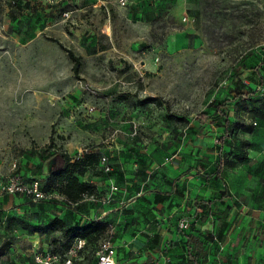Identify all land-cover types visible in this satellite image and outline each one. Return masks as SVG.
<instances>
[{"label":"rangeland","instance_id":"374dc122","mask_svg":"<svg viewBox=\"0 0 264 264\" xmlns=\"http://www.w3.org/2000/svg\"><path fill=\"white\" fill-rule=\"evenodd\" d=\"M66 50L81 58L79 75ZM263 61L264 0H0V264H35V252L66 248L71 235L51 226L58 219L101 221L119 264H144L128 240L153 210L178 207V198L165 205L178 174L168 171L196 165L194 148L225 156L221 187L236 206H263L264 72L255 70ZM238 88L255 93L231 107L235 148L221 147L224 128L208 121L200 130V118ZM149 96L159 103L142 105ZM50 143L74 159L109 158L110 173L98 164L81 178L94 191L79 207L47 182L56 160L31 153ZM140 164L148 168L135 182ZM13 182H37L43 198L11 193ZM129 210L141 220L124 228ZM237 233L255 241L250 229Z\"/></svg>","mask_w":264,"mask_h":264},{"label":"trees","instance_id":"16d2710c","mask_svg":"<svg viewBox=\"0 0 264 264\" xmlns=\"http://www.w3.org/2000/svg\"><path fill=\"white\" fill-rule=\"evenodd\" d=\"M66 51L68 52L69 58L73 62V72L76 75H79L81 68V58L77 56L72 50ZM91 53H95V51ZM255 70L264 72V61L263 64L258 66V68H256ZM238 77L239 74L238 72H236L233 76V79H236ZM254 93L255 90L253 89L249 91H243L239 88L236 89L232 97L222 99L217 103V108L212 115L205 114L204 116H201L199 129L202 130L205 123L208 121L217 127H223L225 131L222 136L215 138V140H217V142L215 143H220L221 147H233L234 149L235 147L232 139L233 124L230 120V115L232 114L231 107L238 105L241 100L247 97H251ZM148 103L157 104L159 103V99L157 97L149 96L141 100L142 105ZM194 150V152L199 153L200 156L196 160V165L190 168V172L193 171V173L199 176L204 182L215 180L224 184L226 177L225 169L227 165L225 156L222 154V156L220 155V157L212 160L207 156V154L205 153L206 150H204L203 147L194 148ZM209 151H211L212 153L215 152L212 148ZM31 153L34 159L38 160L41 163L45 162L50 157H53L54 161L56 160L57 165L47 174V182L51 185H55L58 188L59 192L66 198L67 203L71 206L76 205L77 207H79L81 202L87 196L93 194L94 189L92 188V186L87 182H83L81 178H84L86 176L90 167L96 166L98 164L102 166L101 155H98L96 152H86L82 158L74 159L72 156H70V154L56 149L55 145H53L52 143L39 150L33 149ZM246 158V156H239L238 159L239 161H243ZM200 166L204 170H201L199 168ZM147 168V164H140L138 166L134 176L135 182L142 178ZM174 187L176 191L175 193H183L184 189L180 187V185L178 186L175 184ZM228 197H231V194L230 191L226 188L225 190L220 191L219 194L211 196L208 200L195 202L194 215H192V217L193 219L197 218L196 221H199V223L194 221L191 223V221L187 220L189 223L188 228H179V231L182 232L186 238L185 246L187 252L186 258L178 261L177 264H204L206 262L208 254L206 249L207 243L210 240H213L214 237H216L219 242H221V239L217 233L209 234L207 232H202L201 229L196 230V224L199 226V228H201L208 216L216 217V219L225 221L228 217L229 210L228 208L221 210L219 202ZM51 226L54 229H59L64 236L71 235L70 243L66 248H51L52 251H66L72 246L75 239L82 238L86 240V257L91 261L94 259V255L98 248L99 242L103 239L104 235L107 232V226L101 221L96 220L86 223L76 222L72 226L68 227L63 220L58 219L52 221ZM92 243H96V247L95 249H92V252H90L89 247ZM167 257L170 259L169 263L164 264H174L172 257H170V255H167Z\"/></svg>","mask_w":264,"mask_h":264},{"label":"crops","instance_id":"0c3cea01","mask_svg":"<svg viewBox=\"0 0 264 264\" xmlns=\"http://www.w3.org/2000/svg\"><path fill=\"white\" fill-rule=\"evenodd\" d=\"M196 163V161H195ZM194 166V160L191 163L179 161L178 165H173L169 169L171 175H176L177 178L173 184L171 194H168V199L165 202L166 206L171 203L174 198H178V207L175 210L168 209L165 211L156 212L148 222V225L134 234L132 239L128 240L130 245L135 242L134 247L143 249L145 257L144 264H164L162 255L167 254L172 257L176 264L186 258V238L182 232L179 231V224L183 220H189L191 223L197 222L194 215V204L201 200H208L211 196L219 194L220 191L225 190L221 187L222 182L209 180L204 182L199 176L195 175L190 168ZM204 170V169H203ZM175 184L180 185L184 189L183 193L176 195ZM235 196L228 197L219 202L221 210L228 208L229 213L225 221L216 219V217L208 216L201 228L196 224L195 229H201L202 232L209 234L217 233L221 238V243L216 240H210L207 245V260L204 264H264V205L260 208H253L247 211L246 208H240L235 204ZM234 201V203H233ZM172 203H175L174 201ZM143 211V210H142ZM160 211V210H159ZM127 218L125 220L124 228H128L133 223H137L139 219L138 210H129L126 212ZM141 217V216H140ZM243 219L245 223L238 228L237 232H248L250 229L254 231L255 241H248L247 238L237 239L236 227L239 220ZM199 223V221L197 222ZM226 223L228 225H226ZM137 225H134V227ZM195 226V225H194ZM148 228L147 235H140ZM157 227V229H155ZM227 228V230H223ZM153 232L159 236H153ZM248 237V235H247ZM127 241V240H126ZM128 247V245H127ZM164 252V253H163ZM162 253V255H161ZM119 256V255H118ZM145 259V260H144ZM142 261V260H141ZM119 262V259H118Z\"/></svg>","mask_w":264,"mask_h":264},{"label":"built area","instance_id":"2783aa9c","mask_svg":"<svg viewBox=\"0 0 264 264\" xmlns=\"http://www.w3.org/2000/svg\"><path fill=\"white\" fill-rule=\"evenodd\" d=\"M129 2L130 0H118L119 5L123 7L128 6ZM101 164L104 172L108 173L111 171L109 158L106 155L101 156ZM8 189L11 193L23 192L29 194L34 200L43 198V192L37 182L31 188H27L21 183L13 182ZM188 226L187 220H183L179 224L180 229H187ZM214 240L218 241L216 237H214ZM162 258L164 263H169L170 259L167 255L163 254ZM34 261L35 264H119L117 246L112 236L103 238L99 242L92 261L86 257V240L82 238L75 239L72 246L66 251H37L34 253Z\"/></svg>","mask_w":264,"mask_h":264}]
</instances>
